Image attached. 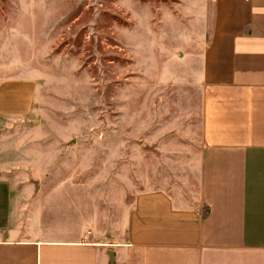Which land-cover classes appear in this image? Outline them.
Masks as SVG:
<instances>
[{
  "label": "rangeland",
  "instance_id": "rangeland-1",
  "mask_svg": "<svg viewBox=\"0 0 264 264\" xmlns=\"http://www.w3.org/2000/svg\"><path fill=\"white\" fill-rule=\"evenodd\" d=\"M213 0H0V80L38 82L5 128L25 228L124 237L136 195L196 205Z\"/></svg>",
  "mask_w": 264,
  "mask_h": 264
},
{
  "label": "crops",
  "instance_id": "crops-1",
  "mask_svg": "<svg viewBox=\"0 0 264 264\" xmlns=\"http://www.w3.org/2000/svg\"><path fill=\"white\" fill-rule=\"evenodd\" d=\"M213 4L199 76L198 203L142 191L114 242L24 227L23 190L7 173L3 135L34 111L38 82L0 80V264H264V0Z\"/></svg>",
  "mask_w": 264,
  "mask_h": 264
}]
</instances>
